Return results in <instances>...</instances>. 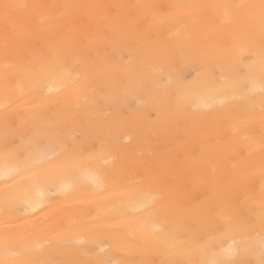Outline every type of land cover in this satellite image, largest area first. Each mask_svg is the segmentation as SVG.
<instances>
[{
	"label": "bare ground",
	"instance_id": "bare-ground-1",
	"mask_svg": "<svg viewBox=\"0 0 264 264\" xmlns=\"http://www.w3.org/2000/svg\"><path fill=\"white\" fill-rule=\"evenodd\" d=\"M5 3L155 4L167 13V6L176 4L259 0H0V209L17 197L34 204L7 215L0 210V242L6 231L27 242L32 226L51 230L79 222L90 225L80 235L102 242L112 264L198 261L203 258L198 252L167 248L175 239L214 233L223 217L231 215L254 225L250 234L257 254L245 259L258 264L264 118L258 98L254 104L239 99L247 90L243 77L249 68L259 75L258 26L251 28L244 17L225 20L211 9L203 20L179 10L149 23L144 10L134 7L96 10L107 17L102 22L91 19L87 10H74L65 18L58 7L19 10L6 20ZM39 12L49 17L43 26ZM69 33L60 54L53 42ZM89 60L96 62L97 71L85 76L76 66ZM116 65L131 66L137 74L123 95L116 94L106 77V68ZM82 91H87V102L80 98ZM198 97L211 106L194 110ZM225 97L234 99L220 103ZM69 106L72 110L66 111ZM6 118L16 125L23 122L26 133L42 143L58 130L77 137L84 151L111 150L113 158L107 165L84 161L67 167L62 155L47 153L32 165L38 171L28 172L24 154L6 157V144L21 142L18 136L5 140ZM149 161L163 162L169 171L174 190L166 188L164 200L144 179L143 164ZM101 167L107 176L94 183L92 176ZM177 209L199 212L210 226L202 228L197 216L188 215L190 227L178 229ZM149 217L162 232L140 229ZM97 252L98 247L91 253L68 248L51 255L91 264Z\"/></svg>",
	"mask_w": 264,
	"mask_h": 264
},
{
	"label": "snow or ice",
	"instance_id": "snow-or-ice-1",
	"mask_svg": "<svg viewBox=\"0 0 264 264\" xmlns=\"http://www.w3.org/2000/svg\"><path fill=\"white\" fill-rule=\"evenodd\" d=\"M61 8L64 10V17L69 18L74 10H87L91 19L102 22L106 16H98L96 10H104L112 7H134L142 9L144 18L149 22L162 20L166 15L170 16L179 10H183L193 18L205 19L209 9L215 10L216 14L225 20H232L244 17L246 24L251 28H259L261 37V53H260V71L259 75L255 74L253 68H249V72L243 77L247 81V90L239 99L246 101L249 104H254L256 99L259 100L260 115L264 118V0H259V3H235V4H176L167 6L169 11L162 13L161 6L155 4H138V5H103V4H60V5H24V4H3V14L5 19L19 10L27 9H47ZM39 26H43L49 17L45 13L39 12ZM18 31V29H17ZM66 34L53 42V46L62 50L66 47ZM8 33L6 30V37ZM5 52H8V44H5ZM18 55H23L18 53ZM77 70H82L85 76H88L97 71L95 61H85L83 65H77ZM68 71L67 68L64 69ZM39 74V73H37ZM106 77L110 85L116 89V94L123 95L133 86L137 74L131 69V66H109L106 68ZM80 98L88 101L87 91L80 93ZM234 97H225L219 101L224 103ZM79 105H77L78 107ZM210 107L211 105L203 97H198L193 105L194 110L200 107ZM69 106L66 111H71ZM90 131L93 130V125H87ZM3 135L6 141L11 137L18 136L20 144L9 147L6 144V157L16 158L20 154L25 155L24 167L28 172L38 171L32 165L42 158V154L54 153L64 157V164L67 167L78 166L84 161H102L103 165H107L111 157V150L107 151H84L83 145L78 142L77 137L69 138L60 131L53 132L46 140L41 142L34 135H29L25 131L23 122L16 125L13 121L5 119L3 124ZM145 171L144 179L153 184L159 191V199H166V188L168 192L173 191L170 187V174L163 162L149 161L143 164ZM107 176V171L102 167L93 176L94 183H102ZM262 180H264V166H262ZM38 183L41 180L40 176L35 177ZM20 206L33 207L34 204L28 199L19 197L13 200H6L3 208L7 215L8 213L17 210ZM151 208V201L145 205V210ZM195 215L198 218V224L202 228L210 226V221L206 217H201L200 213L195 210L177 209L175 214V222L178 229H186L190 224L186 217ZM260 238H259V260L258 264H264V192L260 196ZM90 225L86 223L71 222L65 227L47 230L40 225L32 226L28 232L27 242H20L19 237L15 234L5 232L2 242H0V264H80L78 261H66L56 259L51 255L52 250H64L73 248L74 250L83 252L85 249L88 253L98 247L99 252L95 253V259L91 264H112V261L104 255L107 252V247L99 241L86 240L81 232L87 231ZM142 231H147L149 228L153 231L162 232L163 229L152 222V218L146 219L140 226ZM253 224H243L233 219L231 215L224 216L222 223L215 228L214 233L210 232L204 237L197 240L175 239L167 248L170 252H198L203 258L200 260H192L188 262L169 261L168 264H251V261L245 259L248 256L257 254L256 241L251 236ZM67 234H71V238H67ZM84 246L83 249H76L75 246ZM119 264H127L121 261Z\"/></svg>",
	"mask_w": 264,
	"mask_h": 264
}]
</instances>
